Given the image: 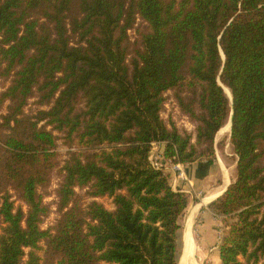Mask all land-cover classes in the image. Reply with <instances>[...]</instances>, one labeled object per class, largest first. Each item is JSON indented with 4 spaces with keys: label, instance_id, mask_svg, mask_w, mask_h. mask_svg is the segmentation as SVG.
Listing matches in <instances>:
<instances>
[{
    "label": "trees",
    "instance_id": "trees-1",
    "mask_svg": "<svg viewBox=\"0 0 264 264\" xmlns=\"http://www.w3.org/2000/svg\"><path fill=\"white\" fill-rule=\"evenodd\" d=\"M0 89V264H179L189 196L150 154L205 177L230 117L221 264H264V0H0ZM167 91L193 132L162 116Z\"/></svg>",
    "mask_w": 264,
    "mask_h": 264
},
{
    "label": "crops",
    "instance_id": "crops-1",
    "mask_svg": "<svg viewBox=\"0 0 264 264\" xmlns=\"http://www.w3.org/2000/svg\"><path fill=\"white\" fill-rule=\"evenodd\" d=\"M217 142L216 136V143ZM161 148L162 146L160 144L156 146L158 150H161ZM184 171L188 179L181 177L176 178L172 170L168 173V177L174 189L179 188L186 193H191V195H189V205L185 212L186 217L183 230L184 248L186 221L187 219L189 221V217H191V226H189L188 235H191V237L193 235L192 239L194 238L195 250L193 252L191 250L192 255H194L195 252L196 260H217L221 264L219 244L225 221L221 216H217L213 212L210 204L222 195L229 184L235 179L236 159L215 160L209 173L202 178L195 176L194 166L185 165ZM192 192L195 194H192ZM198 193H200V196H198Z\"/></svg>",
    "mask_w": 264,
    "mask_h": 264
},
{
    "label": "rangeland",
    "instance_id": "rangeland-1",
    "mask_svg": "<svg viewBox=\"0 0 264 264\" xmlns=\"http://www.w3.org/2000/svg\"><path fill=\"white\" fill-rule=\"evenodd\" d=\"M144 26V23L139 20L138 22H136V24L134 25V27L132 29L129 30V37H130V41L133 43L137 40L138 38V29H142ZM229 89V88H228ZM1 90V89H0ZM230 90V89H229ZM231 93V91H230ZM228 95V94H227ZM229 96V95H228ZM165 103L163 106V110H162V116L166 119L169 120V118H172L176 124L178 125L179 128L183 129H187L188 131L193 132L195 130L196 127V123L191 121L190 118L183 114L178 106L177 100L174 97V93L172 91H167L165 93ZM230 98V96H229ZM36 98H32L29 100V103L26 107V112L27 113H33L35 110H37L39 108V106L35 103ZM5 109H2L0 111V114L2 112H4ZM221 131V130H220ZM57 133V132H56ZM59 134V136L61 137L62 134ZM217 140H218V145L216 144V160L219 159H223V160H235V156H234V149H233V145L230 141V133L228 134L227 132L223 133H218L217 134ZM59 143V152H60V161H61V165H63L64 160L67 158V153H68V147L65 145V142L62 138H60L58 140ZM231 163V162H230ZM230 167V166H229ZM62 179V175L60 174L59 170H56L53 174L52 177V182L50 184V186L47 189H43L41 190V192L44 194L45 196V201L47 203H49L51 205V213L49 214V216L45 219L44 223H43V227L47 228L48 226H52L55 224L57 218L59 217V212L57 210V189L59 186V183ZM87 189H77V193L79 195H81L82 197V201L84 203V206L88 205L94 198H91L87 195L86 193ZM15 194V192H14ZM192 194H195L194 192H192ZM187 195H191V193H187ZM198 196H200V193H198ZM16 200H17V204H21L22 202L20 200L17 199V196L15 195ZM97 201L103 203L107 208L109 209H113L114 208V204L111 198L109 197H101V198H96ZM185 214L182 216L180 223L182 225L181 230H180V237H179V249H180V253H179V263L183 257V249L184 248V243H183V230H184V225H185ZM190 218V217H189ZM188 219L186 221V226H185V245L187 244V235L189 233V224H188ZM226 223L224 222L223 224V232L221 234V238L224 234V230L226 229ZM192 234V232H191ZM193 237V235H192ZM194 239V238H193ZM40 246L42 248L45 247V243L42 242L40 244ZM195 246V243H194ZM191 252V249H190ZM39 253L41 255H43L44 251L43 249L39 250ZM192 258H194L195 261H192L191 264H220L219 261H214V260H196L195 259V252L194 255L192 256ZM26 259V258H25ZM24 262V261H23ZM190 264V263H188Z\"/></svg>",
    "mask_w": 264,
    "mask_h": 264
},
{
    "label": "built area",
    "instance_id": "built-area-1",
    "mask_svg": "<svg viewBox=\"0 0 264 264\" xmlns=\"http://www.w3.org/2000/svg\"><path fill=\"white\" fill-rule=\"evenodd\" d=\"M156 146L157 145H154L153 150L150 154V160L152 164L155 167L163 170V172L167 175L170 172V170H172L173 173L176 175L175 176L176 178L181 177L184 179H188L184 171L185 164L180 162H174L172 159L165 158L162 150L156 149Z\"/></svg>",
    "mask_w": 264,
    "mask_h": 264
},
{
    "label": "bare ground",
    "instance_id": "bare-ground-1",
    "mask_svg": "<svg viewBox=\"0 0 264 264\" xmlns=\"http://www.w3.org/2000/svg\"><path fill=\"white\" fill-rule=\"evenodd\" d=\"M225 90H226L227 94L229 96H231L230 90L227 87H225ZM230 131H231V125H230V121H229V122H227V124L225 126H223V128L221 129V131L219 133L227 132L229 134ZM190 219H191V217L189 218V222H188L189 226H191V220ZM187 241L188 242L185 245V250H184L183 257H182V259H181L179 264H188V263L191 264L192 261H195L194 258H192V256H193L192 252L195 250V246H194V241H193L191 235L187 236ZM190 249L192 250V252H190Z\"/></svg>",
    "mask_w": 264,
    "mask_h": 264
},
{
    "label": "water",
    "instance_id": "water-1",
    "mask_svg": "<svg viewBox=\"0 0 264 264\" xmlns=\"http://www.w3.org/2000/svg\"><path fill=\"white\" fill-rule=\"evenodd\" d=\"M230 99L232 100V94L230 96ZM229 121H230V125H231L232 124V118L231 117L229 118Z\"/></svg>",
    "mask_w": 264,
    "mask_h": 264
}]
</instances>
